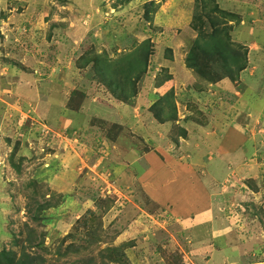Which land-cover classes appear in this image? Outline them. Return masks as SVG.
Listing matches in <instances>:
<instances>
[{"label":"rangeland","instance_id":"obj_1","mask_svg":"<svg viewBox=\"0 0 264 264\" xmlns=\"http://www.w3.org/2000/svg\"><path fill=\"white\" fill-rule=\"evenodd\" d=\"M217 3L234 82L186 67L195 0H0L12 264H264V0Z\"/></svg>","mask_w":264,"mask_h":264},{"label":"trees","instance_id":"obj_2","mask_svg":"<svg viewBox=\"0 0 264 264\" xmlns=\"http://www.w3.org/2000/svg\"><path fill=\"white\" fill-rule=\"evenodd\" d=\"M153 7V3L146 5L147 19ZM218 16L230 17L228 13L221 10L217 0H195V14L190 28L196 32L197 36L193 47L188 52L185 64L188 69L207 83H218L223 79L234 82L247 67V54L245 50L242 53L238 51L241 46L232 41L229 27L224 26L218 31L214 25L215 18ZM220 32L222 38L218 36ZM147 48L148 46L144 47V50ZM131 58L133 63L128 62L126 68L133 72L136 60L134 56ZM182 134L184 135V133ZM14 168L18 170L17 167L14 166ZM11 257L13 258L12 253L3 250L0 253V264H12ZM120 262L125 264V257L122 255Z\"/></svg>","mask_w":264,"mask_h":264},{"label":"crops","instance_id":"obj_3","mask_svg":"<svg viewBox=\"0 0 264 264\" xmlns=\"http://www.w3.org/2000/svg\"><path fill=\"white\" fill-rule=\"evenodd\" d=\"M218 5H219V4H218ZM219 6H220V5H219ZM177 165H178V164H177ZM178 166H180V165H178ZM189 168H190V166H189ZM180 169H183V168H180ZM180 169H179V170H180ZM195 169H196V168H195ZM196 170H197V169H196ZM201 204H202V203H201ZM203 205H204V207H205V206H211L212 204H211V205H208V204L205 202ZM204 207H203L202 209H204ZM202 209H200V210H202ZM196 214H198V212H197ZM199 214H201V213H199ZM197 216H199V215H197ZM206 221H207V220H206ZM224 221H225V220H224V218L222 217V215L219 216V221H218V222L221 223V222H224ZM204 224L206 225L207 222H205ZM204 224H203V225H204ZM207 225H209V224H207ZM198 255H199V254H196V256H198Z\"/></svg>","mask_w":264,"mask_h":264}]
</instances>
